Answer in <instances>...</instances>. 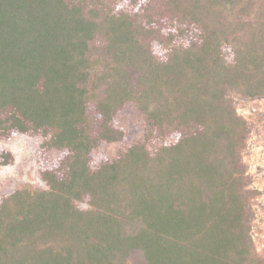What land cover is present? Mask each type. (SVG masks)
Here are the masks:
<instances>
[{
	"label": "trees",
	"instance_id": "1",
	"mask_svg": "<svg viewBox=\"0 0 264 264\" xmlns=\"http://www.w3.org/2000/svg\"><path fill=\"white\" fill-rule=\"evenodd\" d=\"M257 98L264 0H0V140L39 137L45 185L0 194V264H264Z\"/></svg>",
	"mask_w": 264,
	"mask_h": 264
},
{
	"label": "rangeland",
	"instance_id": "2",
	"mask_svg": "<svg viewBox=\"0 0 264 264\" xmlns=\"http://www.w3.org/2000/svg\"><path fill=\"white\" fill-rule=\"evenodd\" d=\"M239 112L251 123L252 133L244 153V160L253 178L254 185L260 190L255 199L257 219L254 223V238L258 250L264 253V98L239 99ZM126 126L128 140H136L142 135V124L134 106H128L119 117ZM39 137L18 134L10 141L0 140V150L8 149L15 154V162L8 165L0 164V194H7L22 187L42 188L44 182L39 176L40 145ZM116 144L108 147V152L114 154ZM55 154L49 156L53 159ZM47 159V160H48ZM82 207H87L82 203Z\"/></svg>",
	"mask_w": 264,
	"mask_h": 264
}]
</instances>
